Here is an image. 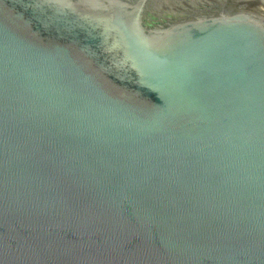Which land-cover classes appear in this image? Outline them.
<instances>
[{"label": "water", "instance_id": "water-1", "mask_svg": "<svg viewBox=\"0 0 264 264\" xmlns=\"http://www.w3.org/2000/svg\"><path fill=\"white\" fill-rule=\"evenodd\" d=\"M0 264H264V0H0Z\"/></svg>", "mask_w": 264, "mask_h": 264}]
</instances>
